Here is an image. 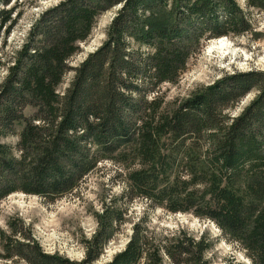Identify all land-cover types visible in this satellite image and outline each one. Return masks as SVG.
Returning <instances> with one entry per match:
<instances>
[{"label": "trees", "instance_id": "1", "mask_svg": "<svg viewBox=\"0 0 264 264\" xmlns=\"http://www.w3.org/2000/svg\"><path fill=\"white\" fill-rule=\"evenodd\" d=\"M25 1L0 0V202L15 193L53 202L110 161L123 171L119 203L141 200L210 220L250 264H264V70L224 74L178 101L160 92L208 41L253 34L250 12L264 13V0H243V8L236 0H61L6 56ZM116 7L101 45L69 66ZM115 206L111 199L95 214L97 229L79 262L44 253L12 225L0 232L1 257L92 264L124 221ZM144 223L133 224L107 264H211L207 235L176 230L158 240Z\"/></svg>", "mask_w": 264, "mask_h": 264}, {"label": "rangeland", "instance_id": "2", "mask_svg": "<svg viewBox=\"0 0 264 264\" xmlns=\"http://www.w3.org/2000/svg\"><path fill=\"white\" fill-rule=\"evenodd\" d=\"M61 0H26L22 18L7 38L5 53L10 55L18 49L27 35L30 25L45 9ZM243 8V0H236ZM118 8H114L98 20L92 36L87 44H81V52L69 63L76 67L85 57L97 50L105 38V31ZM254 22L253 34L242 37H223L226 45L218 50L207 52L209 44L219 41H208L201 53L190 60L188 70L175 85H164L161 94L167 102L186 98L196 87L212 84L224 74L264 70V13L250 12ZM4 72L0 71V76ZM72 74H68L59 92L67 87ZM249 93L236 108L230 112L236 116L242 108L255 96ZM33 111L27 110L29 115ZM19 129V128H17ZM16 138L8 137L4 142L13 145ZM94 172L85 177L78 188L71 194L58 198L53 202L37 196L15 193L0 202V232H9L10 225L21 234L33 238L46 254H57L71 261L84 258V242L94 235L97 229L95 214H100L102 205L109 200H116V209L123 212V223L115 230L105 245L100 257L92 264H107L119 253L128 242L131 227L145 218V226L159 240L176 230H184L191 236L207 235L214 242L213 249L207 254L211 264H250L245 252L239 244L226 238L213 222L198 218L191 213L171 214L161 208L150 207L148 203L134 200L132 203L120 202L123 193L122 168L103 161ZM117 228V227H116ZM22 236V235H21ZM0 242V264H23L15 259H2ZM169 264V263H165Z\"/></svg>", "mask_w": 264, "mask_h": 264}, {"label": "bare ground", "instance_id": "3", "mask_svg": "<svg viewBox=\"0 0 264 264\" xmlns=\"http://www.w3.org/2000/svg\"><path fill=\"white\" fill-rule=\"evenodd\" d=\"M227 40L225 38L219 39V41L213 42L208 45L207 52H211L212 50H218L223 48L226 45Z\"/></svg>", "mask_w": 264, "mask_h": 264}]
</instances>
